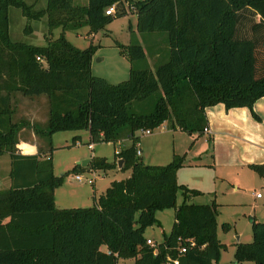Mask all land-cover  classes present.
<instances>
[{
	"label": "trees",
	"instance_id": "16d2710c",
	"mask_svg": "<svg viewBox=\"0 0 264 264\" xmlns=\"http://www.w3.org/2000/svg\"><path fill=\"white\" fill-rule=\"evenodd\" d=\"M73 2L46 0V7L37 10L25 0H0V156L11 159L9 189L0 190V264H118L120 259L165 264L168 258H177L178 264H220L225 247L216 235L218 205L188 203L200 192L177 182L185 156L174 155L167 165H146L136 143L139 132L163 124L201 137L208 129L206 108L218 104L227 110L248 108L259 120L253 106L264 97V0ZM113 5V16L124 15V5L134 11L137 32L149 42L152 36L166 38L163 48L151 41V66L130 27V76L115 85L92 75L99 45L82 49L65 37L83 27L96 34L113 22L105 14ZM12 7L27 19L28 33L31 22L45 17L48 34L61 28L59 37L42 46L13 41ZM16 94L47 97L44 127L14 122ZM26 127L47 137L49 145L52 135L62 131H89L88 145L129 140L115 161L94 157L86 168L75 165L72 172L115 170L122 160L121 171L130 176L112 181L92 207L58 209L54 193L64 174H54L51 156L41 160L40 154L19 153V131ZM48 150L51 155L53 149ZM250 167L264 177L263 164ZM173 208L170 232L156 246L149 245L144 233L160 225L156 212ZM251 230L253 240L237 245L235 262L264 264V223L253 222Z\"/></svg>",
	"mask_w": 264,
	"mask_h": 264
},
{
	"label": "rangeland",
	"instance_id": "374dc122",
	"mask_svg": "<svg viewBox=\"0 0 264 264\" xmlns=\"http://www.w3.org/2000/svg\"><path fill=\"white\" fill-rule=\"evenodd\" d=\"M26 3L31 4L33 3L36 6L37 10H41V8L46 7V0H25ZM74 4L84 5L81 0H74ZM125 14L124 15H114L113 16V22L106 25L103 29H100L93 38L90 37L88 34V28L83 27L79 29L77 32H71L68 31L66 33V39L71 41L75 46L80 47L82 49L87 48L91 44L99 45L93 55V66H92V75L93 76H101L104 77L109 83L111 84H118L122 81H126L129 78V69H130V62L129 58L126 55L127 49L126 46L130 45V27L134 32L136 33V37L138 38L140 44L143 46L146 56L148 57L149 64L153 66L155 62V57H152L148 54L149 51V45L152 42H155L158 48H163L166 45V38L164 35L163 37L159 36H152V40L149 42V39L143 38L141 34L137 32L136 26H137V20L134 14V11L129 8L127 5H124ZM108 10V9H107ZM106 10V11H107ZM9 24H10V37L13 41L18 42H27L31 44H35L36 46H42L46 45L47 41L46 39L53 37L57 38L59 37V30H55L53 34H48V26L46 23V18L43 17L41 22L36 23L33 26V31L36 33L32 35L30 32L28 33V29H26L27 26V19L22 16L21 10L17 8H10L9 10ZM89 36V37H88ZM44 38V39H43ZM117 43L120 45H123L125 47L119 48L117 47ZM98 60V61H97ZM97 61V63H96ZM20 97H23L19 95ZM17 98V100H19ZM25 98V97H24ZM29 98V97H26ZM33 99L34 98H30ZM39 105L42 106L41 100H37ZM15 113L13 116L16 120L20 118V112L14 111ZM48 115L47 112H44L42 114H39L38 121L43 122L44 118ZM32 117L31 115H29ZM18 118V119H17ZM22 120V118H20ZM23 120H27V116L23 117ZM167 129H160L155 131L152 135H146L142 132H139L141 134V139H144L142 148L143 155H141V161L146 165H156L157 163L164 164L165 162V155L171 154L172 151H177L176 153H179L178 150L181 146H179L180 139H186L185 135H187L185 132L183 134H175L172 131L167 132ZM84 130L80 131H62L59 133H55L52 135L49 145V141L47 137H41L42 138V144L41 146L44 149H49L51 147L52 150V159H53V168L55 170V174L57 176H62L64 174L63 184L61 187V192L64 193L66 189L73 190L76 188H82L85 187L88 191H91V194L93 190L95 189V185L88 184V182L82 183V185H79L75 181V177L77 175H82L84 178H92L94 175H97L98 177L94 178L95 184L98 186L100 185V188H106L105 186H109L110 181H118L122 179H126L130 172H123V171H108L107 175H104L103 170L95 171V170H81L79 172L74 171L72 172V169L74 168V165H77L82 157H87V159H90L91 156L94 155V157H103L106 158V160L109 162L113 161L115 159L114 152L118 148H125L124 146L128 144V142L119 143V145L116 146V148L110 144L107 143H99V144H93L95 150L91 151L88 148V142H83L79 145H74L72 140L74 137H81ZM22 139L24 140L26 137L29 139V135H21ZM85 137V136H84ZM199 137H195V139H198ZM199 144H203V139H198ZM40 141V140H39ZM41 143V141H40ZM156 145L158 148V154L156 155L155 152L151 151L153 148V145ZM204 144L207 146L206 148L212 147V141L211 139H208ZM149 147V150L147 149ZM116 149V150H115ZM181 153H179L180 156ZM155 156L158 159L154 161H149V156ZM77 161L73 163L74 160ZM153 162V163H149ZM156 163V164H155ZM80 166V165H78ZM116 170V169H115ZM91 171V172H90ZM255 172V171H254ZM250 174V172H249ZM251 175V174H250ZM254 175L255 179L259 178L256 174L252 173ZM248 178L245 180L247 181ZM260 181V180H259ZM242 185V184H241ZM249 189H247L246 187ZM58 188V189H59ZM105 190V189H104ZM254 193V194H253ZM259 195L260 197H263V199L256 198V195ZM99 195V194H98ZM222 202L223 200L221 197L219 198ZM232 203L234 204H246V207H240V206H230L227 205L226 207H221L219 209L220 213L218 214V220H217V230L216 235H218V239L221 243L226 244L227 249L221 251V257L219 260L220 264H232L231 262L234 259V251L237 247V236L234 235V229L231 228L228 230V232H223L221 225L223 222H228L234 219L235 212L239 213H246L249 212V215L246 218V233L244 232L245 229L240 228L242 231V238L240 243L246 244L250 243L253 240L252 230H251V219L256 217V222L258 223H264V188L261 186V182L256 181H248L245 182V184L241 187V190L236 194L231 196ZM177 203L181 204L184 200L181 196V192L177 193ZM89 204H86L85 207H92L94 205L93 201L91 200L88 202ZM70 206V205H66ZM77 208V207H76ZM244 211V212H243ZM156 218L159 219L160 225H155L154 227L148 228L145 231V234L151 236L154 240H156L158 243L162 242L164 240L163 234H168L170 232V229L172 228L173 222H174V208L173 209H165V210H159L156 212ZM245 224V221H244ZM239 230V231H240ZM101 251H106V246L101 247ZM118 264H134L132 259H120ZM245 264V263H242ZM247 264H254L253 262L247 261Z\"/></svg>",
	"mask_w": 264,
	"mask_h": 264
},
{
	"label": "crops",
	"instance_id": "0c3cea01",
	"mask_svg": "<svg viewBox=\"0 0 264 264\" xmlns=\"http://www.w3.org/2000/svg\"><path fill=\"white\" fill-rule=\"evenodd\" d=\"M81 2L85 5L87 0H81ZM41 20L39 21V23L41 22ZM31 23L33 29V26L38 22H31ZM56 30H59V35H60L61 28ZM67 32H65V37L67 36L66 35ZM35 33L36 32L34 31L32 35H34ZM94 35L95 34H92L90 35V37L93 38ZM93 45L96 46L95 44ZM92 66H93V60L91 63V70H92ZM17 98H19L18 94L15 95V98L13 100V106H12L14 109L13 112L17 111L18 113L19 111L21 114L20 118H22V120L20 118L19 119L17 118L18 120L14 118V122L27 121L30 123V125L38 124L39 126L44 127L47 123L48 115L44 118V121L42 123L38 121V117L39 114L43 113V110L44 112L48 113L47 97L43 95L42 97L34 98V100L26 97L25 98L20 97L19 100H17ZM39 99L41 100V104H43L42 106H40L37 101ZM253 108L255 110V113L259 117V120H255L251 116V113L248 108L243 107V108H233L227 110L226 108H224L222 104L207 107L206 116L208 119V126H207L208 129L204 133V135L199 138L203 139L204 142H206L208 139H211L212 141L211 148H206L207 146L204 144V142L203 144L200 143L199 146H197L199 143L198 140L199 138L195 139V137L197 136L195 134L191 135L186 133L187 134L185 135L186 139H180L181 141L179 142V146L181 147L178 150V152L181 153L180 156L182 155L185 156V160H184L185 166L178 170L176 174L177 182L181 185L186 186L189 189H195L200 192L199 195L191 196V198L187 199L188 203L190 204L195 203L201 205V204H209L215 202L218 205L217 211L219 214L220 213L219 209L221 207L222 208L226 207L227 205L246 207L245 206L246 204L244 205L241 203L240 204L232 203V199H231V196L236 195L241 190V187L245 184V182L253 181V180L256 181L257 183L261 182V186L262 188H264V177L261 178L250 167V165L252 164L264 165V97L258 100L254 104ZM29 115H31L32 117H30ZM26 116H27V120H23V117ZM160 129H164V130L167 129L166 130L167 132L172 131L175 134H178L180 132H181L180 134L184 133L179 129L170 130L167 124H163L159 126L157 129L153 130L152 134ZM19 132H20L18 137L19 144L17 148L20 154L22 155L40 154L41 160L45 159V157L48 158L49 156H51L52 159V153L50 155L49 150L44 149L41 146V144L43 143L42 138L35 135V133L31 128L26 127L24 129H21ZM26 134L29 135V139L26 137L23 140L21 135H26ZM138 135H139L138 143L141 149V155H143L144 149L141 146L144 142L143 141L144 139H141V134L138 133ZM83 139L85 140L84 142H88L90 140L89 131L84 130L82 136L77 140L76 143H78V145L81 144L83 142ZM39 140L41 141V143ZM124 142H128V144L124 146L125 148L131 145V141L129 140H123L121 142H118L117 144H111V143H107V144H110L116 148V146L119 145V143H124ZM93 146L94 145L92 144V149L89 148L91 151L95 150ZM147 149L149 150V147ZM117 150L120 151L122 149L118 148ZM157 150L158 148L154 144L153 148L151 149L152 153L154 151L155 154L157 155L158 154ZM116 152H114V155H116ZM176 152L177 151L174 148V151H172L171 154L165 155L166 159L164 161L165 162L164 164L162 163H157V164L155 163V164L167 165L172 161L174 155H179V153ZM92 158H94V155L91 156V158L89 159V163L91 162ZM156 159L158 158L155 157L154 155L149 156V161H154ZM83 160H88V159L87 157L84 158L82 157L81 161ZM115 160L116 158L113 159V161ZM76 161L77 159L74 160L73 163H75ZM81 161L79 163H81ZM52 163H53V159H52ZM79 163L77 165H79ZM89 163H87L86 166H82V165L80 166L86 168L89 165ZM149 163H153V162H149ZM10 167H11V159L9 155L0 156V190L9 189V185L11 182ZM109 171L118 172L121 171V168L120 166H118L116 170H109ZM103 172L104 175H107L108 173V171H103ZM249 172L251 175L249 174ZM252 173L256 174L260 181L258 179H255ZM54 174H55V170H54ZM77 176H81V181L76 180L75 177V181L77 184L82 185V183L88 182V184L95 185V189L91 194V191H88L85 187L76 188L73 190L66 189L64 193L61 192L62 188L59 189L57 188L54 193V204L58 209L76 208V207L82 208L87 206L86 204H89L88 202H90L91 200L94 203V199L99 197L101 194H103L106 191V189L110 187L111 185L110 183L112 182V181L108 182L109 186H105L106 188H100V185L97 186L94 182V178L98 177L97 175H94L93 179L84 178L81 174ZM129 176L130 174L128 175V177ZM246 178H248L247 181L245 180ZM246 188L249 189L248 187ZM257 195L256 198L263 199V197L260 196L257 197ZM220 197L223 200L222 202H219ZM181 204L177 203V205H181ZM66 205H70V206H66ZM218 214L216 216L217 220H218ZM248 215L249 212L239 213L236 211L233 220L228 222H223V224L221 225L223 232H228V230L233 228L234 235H239L237 236L236 239L237 245L241 244L240 241L243 236L240 228L245 229L244 231L245 233L246 230L248 229V228L246 229V218ZM256 221H257L256 217L252 218L251 224ZM225 224L229 225L228 230L223 229V225ZM144 236L147 238V240H151L155 246L156 244H158V242L148 234L146 235L144 233ZM221 244L224 245L225 247L224 250H226L227 249L226 244L224 243ZM231 262H233L232 264H242V263H236L235 259H233ZM133 263L135 264L134 260ZM245 264H247V262Z\"/></svg>",
	"mask_w": 264,
	"mask_h": 264
},
{
	"label": "built area",
	"instance_id": "2783aa9c",
	"mask_svg": "<svg viewBox=\"0 0 264 264\" xmlns=\"http://www.w3.org/2000/svg\"><path fill=\"white\" fill-rule=\"evenodd\" d=\"M115 5H113V7H110L107 11H105V14L106 15H110V16H113V14H115L116 12V9H115ZM143 134H146V135H150L152 134V131L150 130H146V131H141ZM78 145V143H77ZM136 147H137V155L140 156L141 155V149L139 147V143L137 142L136 143ZM88 148H91L92 149V145H88ZM119 151L117 150L116 154L118 153ZM76 180L78 181H81V176H76ZM257 197H259V195H257ZM147 243L151 246H155L151 240H147ZM186 251V248L185 247H181L180 248V252L181 253H184ZM156 252H154L155 254ZM179 261L177 258H174V259H171V258H168L167 262L165 264H178Z\"/></svg>",
	"mask_w": 264,
	"mask_h": 264
},
{
	"label": "water",
	"instance_id": "95a60500",
	"mask_svg": "<svg viewBox=\"0 0 264 264\" xmlns=\"http://www.w3.org/2000/svg\"><path fill=\"white\" fill-rule=\"evenodd\" d=\"M87 163H89V159L81 161V163H79V165L86 166ZM121 163H122V160H119L118 161V166H120V168H121Z\"/></svg>",
	"mask_w": 264,
	"mask_h": 264
}]
</instances>
